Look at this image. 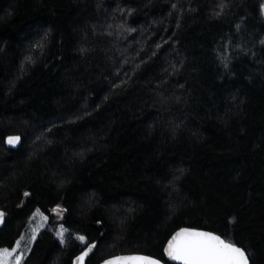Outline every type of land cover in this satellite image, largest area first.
<instances>
[{
  "label": "trees",
  "instance_id": "trees-1",
  "mask_svg": "<svg viewBox=\"0 0 264 264\" xmlns=\"http://www.w3.org/2000/svg\"><path fill=\"white\" fill-rule=\"evenodd\" d=\"M262 4L0 0V249L39 210L50 223L24 264H72L96 241L87 264H171L184 227L264 264Z\"/></svg>",
  "mask_w": 264,
  "mask_h": 264
},
{
  "label": "snow or ice",
  "instance_id": "snow-or-ice-1",
  "mask_svg": "<svg viewBox=\"0 0 264 264\" xmlns=\"http://www.w3.org/2000/svg\"><path fill=\"white\" fill-rule=\"evenodd\" d=\"M173 7H175V5H173ZM224 7L225 5L222 3L220 5L221 11H223ZM260 7L261 10L264 11V4ZM119 27L123 28V25ZM237 28H239V25ZM124 31L135 32L136 29L125 28ZM109 34L111 35V33ZM260 43L264 45V40H261ZM37 47H40V45L38 44ZM152 55H155V53H152ZM27 59L31 61L32 57L29 56ZM117 75H119V72H117ZM19 141V136L8 138V143L12 146L18 144ZM25 195L27 196L29 193H25ZM4 217L5 213L0 211V224L4 223ZM44 218L47 219V217ZM64 231L65 230L61 226L59 237L62 243L64 242ZM36 235L37 232L34 229L31 241L36 239ZM76 239L88 244L86 237L83 235L77 236ZM31 241H29V244ZM17 247H19V242H17ZM95 247L96 244L92 243L88 251H91V249ZM88 251L83 252V254L78 257V260L83 262L84 258L88 255ZM165 252L169 259L177 261L178 264H255L254 257L250 259L251 253L243 246H238L235 243L226 241L213 232L199 231L191 227L182 228L177 232L172 239L167 242ZM7 255V250H5L3 254H0V259L5 260L6 264ZM22 260L23 253L21 252L15 264H22ZM104 264H161V262L149 255H131L116 256L104 261Z\"/></svg>",
  "mask_w": 264,
  "mask_h": 264
},
{
  "label": "rangeland",
  "instance_id": "rangeland-1",
  "mask_svg": "<svg viewBox=\"0 0 264 264\" xmlns=\"http://www.w3.org/2000/svg\"><path fill=\"white\" fill-rule=\"evenodd\" d=\"M44 217H47V219H45ZM50 223V219L49 217L44 214L41 211H36L29 223L28 226L26 228V231L24 232L23 236L20 238L19 242V247L16 246L11 249V250H7V249H0V254H3L5 250H7V264H15L16 259L19 258L20 253H23V260H22V264H24V262L26 261V259L28 258V256L31 253L32 247L34 245V241H31V236H32V232L35 229L37 232L36 238L38 237V235L40 234L41 231H43L44 229L48 228V225ZM61 226L63 227L64 231V242H61V239L59 237V233L61 231ZM55 238L61 243V244H65L67 241V237H68V231L64 228L63 225L59 224L56 229H55ZM29 241H31V243L29 244ZM80 243L82 245H85L84 242L80 241ZM30 249V250H29ZM0 264H6L5 260L0 259Z\"/></svg>",
  "mask_w": 264,
  "mask_h": 264
},
{
  "label": "water",
  "instance_id": "water-1",
  "mask_svg": "<svg viewBox=\"0 0 264 264\" xmlns=\"http://www.w3.org/2000/svg\"><path fill=\"white\" fill-rule=\"evenodd\" d=\"M29 195H25L24 196V200H23V203H22V207L25 205V203H26V199H27V197H28ZM0 211H3V210H1L0 209ZM4 212V211H3ZM52 212L54 213V214H60L62 217H65V216H67V211L65 210V209H63V208H61V207H56V208H54L53 210H52ZM5 213V217H4V223L3 224H0V228H3V226L5 225V221H6V218L8 217V214L6 213V212H4ZM98 226H100V225H98ZM184 228H188V227H184ZM182 229V228H181ZM181 229H179L178 231H176L172 236H171V238L169 239V240H171L172 239V237L177 233V232H179ZM194 229H196V228H194ZM196 230H199V231H207V230H203V229H196ZM215 234V233H214ZM105 235V231H103L102 232V234H101V237L102 236H104ZM216 235H218V234H216ZM220 236V235H219ZM221 238L222 239H224L222 236H221ZM168 240V241H169ZM95 244H96V247L95 248H93V249H91V251H88L89 250V247H90V245L92 244H89V245H87L75 258H74V260H73V263L72 264H87V261H88V259L95 253V251L97 250V247H98V241H96V242H94ZM167 248V243H166V246H165V249ZM85 251H88V255L84 258V261L83 262H81V261H79L78 260V257L79 256H81L82 254H83V252H85ZM131 255H144V254H123V255H118V256H131ZM165 256H166V259H167V261L169 262V263H171V264H178V262L177 261H173V260H171V259H169L168 258V256H167V253L165 252ZM114 257H116V256H114ZM114 257H111V258H108V259H112V258H114ZM153 258H155V257H153ZM108 259H106V260H108ZM155 259H157V258H155ZM106 260H104V261H106ZM159 260V259H158ZM104 261H102L100 264H104ZM160 262H161V264H166L165 262H163V261H161L160 260Z\"/></svg>",
  "mask_w": 264,
  "mask_h": 264
}]
</instances>
